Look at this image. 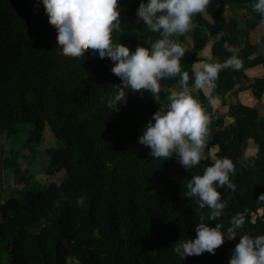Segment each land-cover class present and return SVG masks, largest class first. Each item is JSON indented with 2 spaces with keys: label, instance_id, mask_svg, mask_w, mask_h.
<instances>
[{
  "label": "trees",
  "instance_id": "1",
  "mask_svg": "<svg viewBox=\"0 0 264 264\" xmlns=\"http://www.w3.org/2000/svg\"><path fill=\"white\" fill-rule=\"evenodd\" d=\"M252 1L212 0L206 12L214 23L203 13L193 17L191 43L181 64V73H189L188 86L194 87V65L206 55L218 57L219 63L233 55L225 42L242 67L221 70L215 87L197 89L195 98L214 131L204 158L186 169L177 155L155 159L139 143L153 114L167 108L173 92L168 87L181 82V74L159 81L167 89L158 99L143 97L141 93L152 94L148 90H125V99L112 110L107 100L122 81L112 73L110 58L101 59L91 49L78 57L62 55L42 0L39 6L38 0H0V137L11 138L20 123H32L30 140L39 144L48 128L59 145L47 150L46 174L65 173L61 182L25 188L23 195L6 201L0 190V264H228L239 236L264 235V201L258 199L264 194V113L221 98L223 91L238 95L243 90L258 101L264 96V74H255L258 66L264 67L261 16L249 12V28L236 48L237 22L226 14L231 5ZM140 3L119 0L121 29L112 33L114 43L133 51L161 38L137 23ZM219 34L207 52L210 37ZM225 106V113L214 114ZM226 116L234 123L227 125ZM249 141L256 145L255 155L245 152ZM210 147L217 148V158L233 160L230 181L237 185L235 191L227 185L218 188L227 207L216 221L209 219L210 209L199 208L197 197L185 195L192 176L214 163ZM3 159L1 148L0 163ZM15 174L17 182L30 183L19 166ZM79 198L83 205L77 204ZM237 213L245 214L238 237L226 239L214 255L185 259L174 252L178 241L195 239L196 224L220 223L226 230Z\"/></svg>",
  "mask_w": 264,
  "mask_h": 264
},
{
  "label": "clouds",
  "instance_id": "2",
  "mask_svg": "<svg viewBox=\"0 0 264 264\" xmlns=\"http://www.w3.org/2000/svg\"><path fill=\"white\" fill-rule=\"evenodd\" d=\"M40 0L37 2L39 6ZM212 0H141L137 9V23L143 22L152 32L160 33V39L150 47L138 45L135 50L122 43H114L112 33L121 29L119 21V0H42L49 17V23L57 30V46L61 54L78 57L86 50H94L93 55L101 59L107 57L114 62L113 74L121 78L118 92L107 100V107L117 110L125 99V90L132 92L148 90L155 97L160 93L159 81L181 74L182 89L173 91L166 109L160 108L146 124L139 143L150 148L149 155L157 158H171L177 155L179 163L186 169L198 165L205 155L210 117L188 87L189 73H181V58L185 48L170 39L175 34L191 30L193 17L203 13ZM253 10L264 25V0H256ZM224 48L233 52L223 63H208L202 68H194V86L198 89L215 87L221 70H239L242 63L234 49L227 42ZM249 160L247 155L243 158ZM235 173V164L228 157L218 158L204 170L202 175H194L187 184L188 198L197 197L200 209L211 210L209 219L216 221L224 215L227 201L221 199L218 188L227 185L233 191L237 185L230 181ZM264 201V194L258 198ZM83 198L77 204L83 205ZM231 226L201 222L196 224L195 239L180 240L175 243L174 252L181 258L215 254L225 240L238 237V231L245 224V214L232 217ZM228 264H264V235L239 236V243L231 250Z\"/></svg>",
  "mask_w": 264,
  "mask_h": 264
},
{
  "label": "rangeland",
  "instance_id": "3",
  "mask_svg": "<svg viewBox=\"0 0 264 264\" xmlns=\"http://www.w3.org/2000/svg\"><path fill=\"white\" fill-rule=\"evenodd\" d=\"M188 32L172 36L170 37V39L174 42L181 43V45L185 48L186 51L187 48L190 46ZM183 60L184 57L181 58V64L183 63ZM169 88L175 91H180L182 89V86L172 84V86H170ZM160 89V91H164L167 88L160 87ZM189 89L192 95L196 94L193 93L195 92L193 88L189 87ZM141 94L143 97L148 99H158V96L155 97L150 93L149 95H147V93ZM224 95L225 94H223L222 97H224ZM226 104L228 103L226 102ZM226 110L227 106L222 107V109H216L214 111V114L217 111L222 114L225 113ZM230 119V117L226 116L225 121L227 124L232 123ZM211 126H208V135H210L212 131H214L213 127ZM18 127V133L12 136L11 138H8L6 136L0 137V148L3 147V149H5L4 153L6 155V157H4V160H2V162L0 163V170L2 171L0 178L2 177L3 179V175L5 176L6 174L7 177H9V182L13 180L15 188L20 189L19 196L24 194L25 188L29 190H36L39 189L41 186H44L51 182H61L65 177L64 172L52 176L46 174V168L48 165L47 150L49 148H54L59 145V142L54 138L52 132L47 128L42 142L37 144L36 142L30 140L31 130L33 129L32 123H20ZM207 145L208 140L206 141L205 150ZM256 151V145L252 141H249L248 147L245 149V152L248 155H255ZM205 153H207V150L205 151ZM216 153V147H210L208 149L209 156L214 160L218 159ZM17 166H19L22 170V174L30 180V183L26 184L25 182H17V176L15 174V167ZM38 227L40 226H36L35 230H37Z\"/></svg>",
  "mask_w": 264,
  "mask_h": 264
},
{
  "label": "crops",
  "instance_id": "4",
  "mask_svg": "<svg viewBox=\"0 0 264 264\" xmlns=\"http://www.w3.org/2000/svg\"><path fill=\"white\" fill-rule=\"evenodd\" d=\"M255 2H256V0L249 2V3H245V4L236 3V4L231 5L226 10V14H227L228 18L235 20L237 22V29L235 31V40H236L235 41L236 42L235 47L236 48H239L240 47L239 45H241L244 41L246 31L248 30L249 25H250L249 21H247L246 19L249 16V12H251V11L254 12L253 5ZM203 14L208 20H210L212 23H214V19L206 12V10L203 12ZM175 35H178V34H175ZM175 35H173V36H175ZM221 36H222V34H219L218 36L210 37L209 46L206 49L207 52L210 50L211 45ZM189 37H190V31L188 32V39L190 42ZM260 53L264 56V32H263V38H262V48L260 50ZM205 57H206V60L203 62L196 63L194 65L195 68H202L204 64H208V63H217L219 60L218 57H212V56H207V55ZM256 69L257 70L255 71V74H257V75L264 74V67L263 66H258ZM176 84L182 86L181 82H178ZM170 86H172V85H170ZM188 87L193 88L195 90V92H193V93L197 94L198 88H195V86L194 87L188 86ZM169 90L175 91V90L170 89V88H169ZM196 94H194L193 96L195 97ZM223 94H225L224 97H222ZM221 98H222V100L227 102L228 105L231 103H236L238 101H240V102L242 101V102H244L250 106H257L260 109L261 113H264V96L260 101H258L252 97L250 90H243V91L239 92L238 95H235L233 91H223L221 93ZM220 109H222V108H220ZM230 120L232 123H234L233 119H230ZM227 125H230V123ZM208 132H209V129H208ZM212 133H213V131H212ZM1 148H3V147H1ZM3 150H5V149H3ZM4 157H6L5 153H4ZM1 173H2V171L0 170V176H1ZM9 181H10L9 177H7L6 174H5V176L3 175V179H2V177L0 178V190H2V192H3V201H6L10 197H14V196L17 197L20 195V189L15 188L13 180H11V182H9ZM4 255H6V253H4ZM3 264H6V262Z\"/></svg>",
  "mask_w": 264,
  "mask_h": 264
}]
</instances>
